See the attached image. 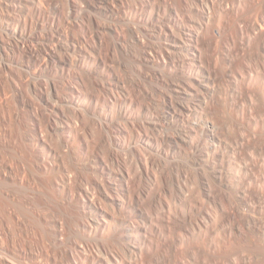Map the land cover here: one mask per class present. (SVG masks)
Here are the masks:
<instances>
[{"label":"bare ground","instance_id":"bare-ground-1","mask_svg":"<svg viewBox=\"0 0 264 264\" xmlns=\"http://www.w3.org/2000/svg\"><path fill=\"white\" fill-rule=\"evenodd\" d=\"M0 264H264V0H0Z\"/></svg>","mask_w":264,"mask_h":264}]
</instances>
